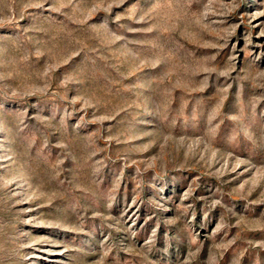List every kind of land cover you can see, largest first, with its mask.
<instances>
[{"label": "rangeland", "instance_id": "rangeland-1", "mask_svg": "<svg viewBox=\"0 0 264 264\" xmlns=\"http://www.w3.org/2000/svg\"><path fill=\"white\" fill-rule=\"evenodd\" d=\"M0 264H264V0H0Z\"/></svg>", "mask_w": 264, "mask_h": 264}]
</instances>
